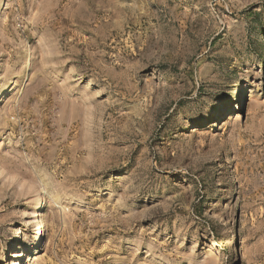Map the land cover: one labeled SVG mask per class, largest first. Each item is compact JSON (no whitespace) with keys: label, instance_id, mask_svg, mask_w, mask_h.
Instances as JSON below:
<instances>
[{"label":"rangeland","instance_id":"1","mask_svg":"<svg viewBox=\"0 0 264 264\" xmlns=\"http://www.w3.org/2000/svg\"><path fill=\"white\" fill-rule=\"evenodd\" d=\"M30 254L264 264V0H0V264Z\"/></svg>","mask_w":264,"mask_h":264},{"label":"bare ground","instance_id":"2","mask_svg":"<svg viewBox=\"0 0 264 264\" xmlns=\"http://www.w3.org/2000/svg\"><path fill=\"white\" fill-rule=\"evenodd\" d=\"M238 107L239 106L235 105L233 110L234 111H237L238 110ZM42 207H43V203L39 204V206L36 207L35 217H39V216L42 215V212H41V208ZM42 233H43V223L42 222H39V223H37L36 230H35V233H34L35 234L34 237L36 239H39L42 236ZM22 251L23 250L21 249L20 252H16L14 254V257L19 258L21 256V254H22ZM35 260H36V258L34 256H31V254H30V255H28V263L27 264L35 263ZM13 262H14V264H20L18 261H13Z\"/></svg>","mask_w":264,"mask_h":264}]
</instances>
